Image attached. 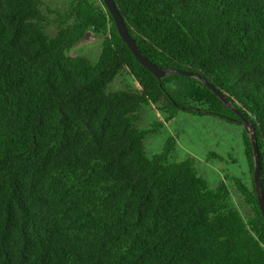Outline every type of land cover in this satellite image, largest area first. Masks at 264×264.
I'll return each instance as SVG.
<instances>
[{
  "label": "trees",
  "instance_id": "1",
  "mask_svg": "<svg viewBox=\"0 0 264 264\" xmlns=\"http://www.w3.org/2000/svg\"><path fill=\"white\" fill-rule=\"evenodd\" d=\"M113 1L149 61L197 74L253 124L264 187V0ZM100 2L73 1L50 36L42 0H0V264H264L255 186L234 179L245 217L224 181L172 161L175 138L146 153L162 123L136 125L150 105L165 122L241 117L195 77L157 79ZM89 31L94 63L71 55ZM123 69L139 89L109 92Z\"/></svg>",
  "mask_w": 264,
  "mask_h": 264
},
{
  "label": "rangeland",
  "instance_id": "2",
  "mask_svg": "<svg viewBox=\"0 0 264 264\" xmlns=\"http://www.w3.org/2000/svg\"><path fill=\"white\" fill-rule=\"evenodd\" d=\"M75 0H42V11L47 16L46 32L54 36L59 28L56 23L60 16L68 13ZM101 5L100 0H89ZM103 35L89 31L85 38L72 50V56H82L91 62H97L102 50ZM138 82L126 69L109 85L108 91H137ZM141 120L137 122L140 130H149L156 123H162L158 132L147 136L144 140L146 153L152 157L162 152L166 141L173 137L177 146L172 161L195 159V166L200 176L205 178L210 188L215 189L221 182L229 188L234 206L247 216L249 207L237 189L234 179H239L249 189L254 187L253 172L246 153L244 127L225 119L195 115L179 111L174 119L165 122V114L156 106H143ZM218 155L220 158L212 156Z\"/></svg>",
  "mask_w": 264,
  "mask_h": 264
},
{
  "label": "water",
  "instance_id": "3",
  "mask_svg": "<svg viewBox=\"0 0 264 264\" xmlns=\"http://www.w3.org/2000/svg\"><path fill=\"white\" fill-rule=\"evenodd\" d=\"M104 5L106 6L107 10L111 14L117 30L119 32V35L123 42L127 45L129 50L132 52L134 57L137 59V61L145 67L149 72H151L157 79H161L163 77L172 75V74H182L189 77H195L199 80H201L221 101L222 103L229 109L235 111L242 119V125L245 128L246 132L248 133L252 148H253V160H254V172H253V178H254V186L255 191L257 194L258 204L262 213V217L264 219V187L262 183V168L260 163V153L256 141V136L254 133V126L253 124L240 112H238L231 103L225 98L224 95H222L218 90L210 86L205 80H203L200 76L194 73L189 72H182L179 70H169V69H161L154 65L151 61H149L138 49L136 43L132 39V37L129 35V32L127 30V27L125 25V22L120 15L116 4L113 0H102Z\"/></svg>",
  "mask_w": 264,
  "mask_h": 264
}]
</instances>
